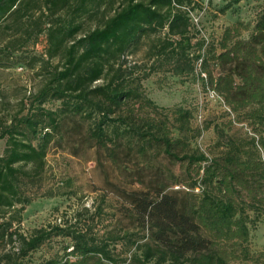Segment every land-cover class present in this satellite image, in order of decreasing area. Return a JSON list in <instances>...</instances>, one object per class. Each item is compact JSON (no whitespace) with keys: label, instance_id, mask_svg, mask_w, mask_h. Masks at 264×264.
<instances>
[{"label":"trees","instance_id":"obj_1","mask_svg":"<svg viewBox=\"0 0 264 264\" xmlns=\"http://www.w3.org/2000/svg\"><path fill=\"white\" fill-rule=\"evenodd\" d=\"M103 1L0 0V24L12 15L6 25L18 27L34 9L39 10L38 17L55 19L53 24L46 20L44 28L37 17L35 33L44 29L48 56L61 57L60 63L47 71L29 104L25 107L21 102L19 111L0 122V138H4L0 216L10 210L18 212L30 202L23 186L42 170L48 143L61 131L65 115H79L90 119L89 137L106 149L116 166L124 162L119 136L126 135L135 139L143 158L148 153L161 155L186 175L169 183H160L158 177L140 179V187L121 192L127 216L141 231L140 240H130L129 232L121 237L134 250L127 264H232L231 260L239 257L234 246L249 240L250 224L264 217V159L257 153L254 138L250 148L228 139L223 150L205 155L189 145L185 134L190 129L188 114L183 107L173 106L161 116L140 112L155 104L140 90L125 86L118 78L122 70L112 66L117 58L131 52L143 35L164 27L171 38L163 40L158 52L170 49L166 58L172 60L174 73L193 71L191 59H198L199 71L206 72L210 85L224 101L232 108L254 106L249 116L264 125V10L246 39L236 37L235 25L225 26L219 48L212 47L208 55L207 51L188 50L191 22L183 5L191 0H120L97 25L78 34L81 23L75 16L97 9ZM228 5H222L221 11ZM62 9L67 18L60 16ZM9 44L3 46L9 48ZM211 65L219 67V72L214 74ZM98 79L101 82H96ZM48 99L58 100V104L45 106ZM196 129L194 135L199 134ZM170 185L175 186L167 189ZM79 220L47 223L25 235L12 230L7 240L15 236L19 260L51 237L68 240L59 257L38 264H119L126 260L113 255L120 237L90 235L78 227ZM9 225L5 222V229ZM0 264L21 263L0 260Z\"/></svg>","mask_w":264,"mask_h":264},{"label":"rangeland","instance_id":"obj_2","mask_svg":"<svg viewBox=\"0 0 264 264\" xmlns=\"http://www.w3.org/2000/svg\"><path fill=\"white\" fill-rule=\"evenodd\" d=\"M119 1L104 0L97 9L75 16L74 19L81 23L78 34L97 25ZM225 3L229 5L221 11ZM183 7L187 8L191 22L188 30L191 42L189 53L199 50L203 53L207 51L209 55L212 47L219 48L225 26L235 25L238 29L237 38L249 37L258 16L264 10V0H191ZM38 12L37 9L31 10L30 17L22 18L18 27L6 25L11 22L12 15L0 24V122L6 120L9 114L19 111L21 102L26 107L44 82L47 71L61 61L59 54L48 56L45 30L35 33V28L39 26L38 18L44 28L46 20L52 24L56 20H51L50 15L48 19L45 16L38 17ZM59 14L68 17L64 9ZM167 35L164 27L145 34L131 52L113 61L112 68L119 66L122 70L118 78H122L124 85L140 90L155 104L154 107L142 108L140 112L161 116L171 112L173 106L183 107L188 114L190 129L185 134L191 147L210 156L223 150L228 139L236 140L246 149L252 146L254 138L257 153L264 158V125L249 116L254 106L230 107L210 85L206 72L199 71L198 59H191L193 71L174 73L171 69L172 60L166 58L170 49L166 47L164 53L158 52L161 51L163 40L171 38ZM8 42L9 48L3 46ZM178 64L183 65V61L179 60ZM209 69L214 74L220 70L214 65ZM43 104L54 107L58 100L48 99ZM89 122L90 119L79 115H65L61 131L54 133L48 143L42 170L22 188L24 195L31 197L30 202L18 212L10 210L0 216L1 262L11 260L21 264H38L46 258L59 257L62 247L68 243L67 239L51 237L23 260H19L15 255V236L8 241L7 233L16 230L25 235L47 223L61 224L62 220L73 222L76 218L80 219L78 227L86 229L90 235L98 238L120 237L118 239L123 244H120V240L116 241L113 255L120 259L126 258L119 264H127V257L134 250L133 247L128 248V241L124 244L125 239L121 237L123 233L129 232L130 240H140L141 231L137 230L133 219L127 216L121 192L140 187V179L145 181L158 177L160 183H169L175 178H186L177 165L169 164L161 155L148 153L143 158L138 153L140 148L135 139L126 135L119 136V150L121 156H125L124 162L121 167L116 166L106 149L89 137ZM173 127V133H176ZM196 128L199 134L194 135ZM3 145L2 137L0 153ZM136 167H139L138 170ZM184 181L189 182L188 179ZM249 213L253 218L255 214L252 211ZM5 222H10L6 229ZM234 250L239 257L232 259V264H264V217L250 224L249 240L234 246Z\"/></svg>","mask_w":264,"mask_h":264},{"label":"built area","instance_id":"obj_3","mask_svg":"<svg viewBox=\"0 0 264 264\" xmlns=\"http://www.w3.org/2000/svg\"><path fill=\"white\" fill-rule=\"evenodd\" d=\"M264 159V158H263ZM197 188H195V190H196Z\"/></svg>","mask_w":264,"mask_h":264}]
</instances>
